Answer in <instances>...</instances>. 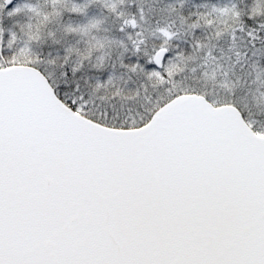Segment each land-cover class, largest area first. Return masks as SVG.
Listing matches in <instances>:
<instances>
[{
    "label": "snow or ice",
    "instance_id": "6c2138e0",
    "mask_svg": "<svg viewBox=\"0 0 264 264\" xmlns=\"http://www.w3.org/2000/svg\"><path fill=\"white\" fill-rule=\"evenodd\" d=\"M0 264H264V0H0Z\"/></svg>",
    "mask_w": 264,
    "mask_h": 264
}]
</instances>
